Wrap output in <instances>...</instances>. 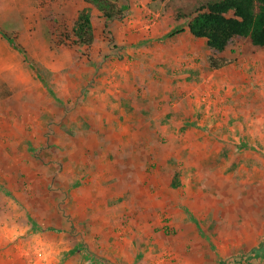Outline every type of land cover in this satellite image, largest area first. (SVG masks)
<instances>
[{
    "label": "rangeland",
    "instance_id": "374dc122",
    "mask_svg": "<svg viewBox=\"0 0 264 264\" xmlns=\"http://www.w3.org/2000/svg\"><path fill=\"white\" fill-rule=\"evenodd\" d=\"M109 1L123 16L91 10L92 59L58 52L47 23L62 69L39 63L45 124L1 103L0 264H96L77 246L106 264H243L264 241V50L240 41L212 70L179 18L209 0ZM45 3L57 28L83 8Z\"/></svg>",
    "mask_w": 264,
    "mask_h": 264
},
{
    "label": "trees",
    "instance_id": "16d2710c",
    "mask_svg": "<svg viewBox=\"0 0 264 264\" xmlns=\"http://www.w3.org/2000/svg\"><path fill=\"white\" fill-rule=\"evenodd\" d=\"M1 1V0H0ZM42 11H45L47 0H36ZM152 2L163 0H151ZM83 8L79 10L71 21L70 26L57 28L52 17L45 16L49 24L54 46L58 52L69 50L75 58L92 59L95 50V31L92 22L91 10L100 12L108 20L120 19L123 16L118 4L109 0H82ZM179 18L189 20L188 33L197 40L206 42L210 53V68L221 70L232 64V61L223 55L233 51L240 42L245 41L251 52L264 50V0H209L205 6L199 7L193 14L180 15ZM56 22V21H55ZM178 29L170 33V36H177L183 33ZM0 34L7 40L12 50L18 53L23 62L32 71L35 77L47 86L41 71L45 70L34 61L27 51L16 40L9 38L0 31ZM173 189L182 188L179 175H174L171 183ZM264 241L260 242L251 255L242 261L243 264H255L259 261L261 248ZM83 246H77L71 254L84 252V262L106 264L84 251ZM260 262V261H259ZM224 264V261L221 262Z\"/></svg>",
    "mask_w": 264,
    "mask_h": 264
},
{
    "label": "crops",
    "instance_id": "0c3cea01",
    "mask_svg": "<svg viewBox=\"0 0 264 264\" xmlns=\"http://www.w3.org/2000/svg\"><path fill=\"white\" fill-rule=\"evenodd\" d=\"M1 8L4 15L0 17V22L9 24L8 30L17 33L18 43L29 56L52 71H60L62 55L53 50L48 24L37 1L1 0ZM0 47L3 55L0 57V96L3 95L0 106L2 101H6L10 106L6 108L7 116L21 119L22 125L41 124L40 120L45 124L48 118L46 89L39 84L32 71L24 67L18 53L10 51L5 45Z\"/></svg>",
    "mask_w": 264,
    "mask_h": 264
}]
</instances>
